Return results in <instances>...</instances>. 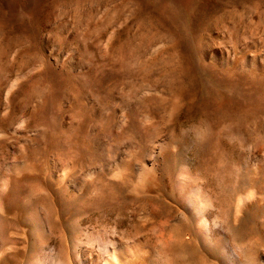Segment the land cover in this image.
<instances>
[{
    "label": "rangeland",
    "instance_id": "374dc122",
    "mask_svg": "<svg viewBox=\"0 0 264 264\" xmlns=\"http://www.w3.org/2000/svg\"><path fill=\"white\" fill-rule=\"evenodd\" d=\"M0 264H264V0H0Z\"/></svg>",
    "mask_w": 264,
    "mask_h": 264
}]
</instances>
